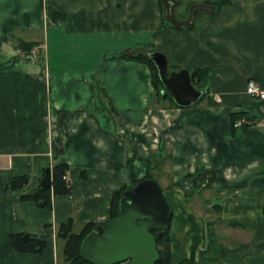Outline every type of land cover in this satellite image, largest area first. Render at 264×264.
Returning <instances> with one entry per match:
<instances>
[{
	"label": "crops",
	"instance_id": "obj_1",
	"mask_svg": "<svg viewBox=\"0 0 264 264\" xmlns=\"http://www.w3.org/2000/svg\"><path fill=\"white\" fill-rule=\"evenodd\" d=\"M12 36L41 43L36 61ZM150 51L168 73L206 69L205 97L157 103L148 67L117 58ZM249 81L264 90V0H0V264H68L58 227L104 224L114 193L165 166L174 263L264 264V101ZM59 165L67 193L22 199ZM16 234L43 252L14 251Z\"/></svg>",
	"mask_w": 264,
	"mask_h": 264
},
{
	"label": "water",
	"instance_id": "obj_2",
	"mask_svg": "<svg viewBox=\"0 0 264 264\" xmlns=\"http://www.w3.org/2000/svg\"><path fill=\"white\" fill-rule=\"evenodd\" d=\"M156 67L158 80L175 104L188 107L202 93L191 83L187 69L169 72L160 52L148 54ZM54 173L45 170L42 189H50ZM117 217L93 228L80 244V256L87 264H155L158 259L156 239L166 230L171 208L157 182L148 179L125 191L118 200ZM152 231L156 232L153 235Z\"/></svg>",
	"mask_w": 264,
	"mask_h": 264
},
{
	"label": "trees",
	"instance_id": "obj_3",
	"mask_svg": "<svg viewBox=\"0 0 264 264\" xmlns=\"http://www.w3.org/2000/svg\"><path fill=\"white\" fill-rule=\"evenodd\" d=\"M159 34V31H155L153 34L156 37ZM12 41L14 42L16 48L22 53L23 58L28 61H31L30 54L31 51L35 47H39L41 43L28 41L27 39L16 38L15 36L11 37ZM153 51V50H152ZM152 51H150L152 53ZM149 52V53H150ZM118 59L132 61L139 64H143L148 67L150 72L151 84L154 90V96L157 103H168L170 107H178L170 93L164 88L163 84L160 80H158V74L156 67H154L153 62L149 59L148 53H136V54H123L117 57ZM190 77L192 85L203 92L202 97H205L204 89L206 87V82L208 80V72L206 69H194L190 70ZM242 114H232L230 117L231 125L233 126L234 122L240 119ZM244 129L246 126L243 127ZM135 153H132L131 159L128 161V165L132 163L134 159ZM67 167L65 165H59L53 169L54 173V180L51 184V188L56 194H65L67 190L65 188V183L63 181L64 176L66 175ZM152 179V176L148 172L145 177L141 180L133 182L131 184L125 185L121 187L120 191H117L112 195L111 202H110V210H109V220L118 216V200L121 195L128 190L133 189L139 182L144 180ZM14 183V182H13ZM12 183V184H13ZM26 183V179L19 184L17 187L12 185L13 188L19 189L23 187ZM172 188L178 187L177 184L170 185ZM50 189H42L39 188L38 191L30 193L26 196H23L22 199H32L42 208L49 207L50 201ZM171 218V217H170ZM106 221V222H107ZM105 222V223H106ZM104 223V224H105ZM102 224V225H104ZM169 226L170 220L167 225L166 230L162 233L161 237L156 239V247L158 253V259L155 264H192L193 258L187 259V261H182L180 263H174L171 259L170 253V238H169ZM97 227L95 224H87L85 225L84 229L79 234H74L72 231V221L68 220L66 224H61L58 227V231L56 237L62 239L64 241V249H63V257L64 261L68 264H87L85 261L82 260L80 256V244L84 237L93 229ZM153 235H156L155 231H152ZM10 245L14 251L21 254H41L45 248L43 242H39V239L34 236H28L23 234H16L10 236Z\"/></svg>",
	"mask_w": 264,
	"mask_h": 264
},
{
	"label": "built area",
	"instance_id": "obj_4",
	"mask_svg": "<svg viewBox=\"0 0 264 264\" xmlns=\"http://www.w3.org/2000/svg\"><path fill=\"white\" fill-rule=\"evenodd\" d=\"M31 61H35L37 59V53L32 51L30 54ZM246 94L251 98L257 99L259 101H264V90L260 89V87L256 86L253 81H249L246 85ZM235 127L239 126V124L234 125Z\"/></svg>",
	"mask_w": 264,
	"mask_h": 264
},
{
	"label": "rangeland",
	"instance_id": "obj_5",
	"mask_svg": "<svg viewBox=\"0 0 264 264\" xmlns=\"http://www.w3.org/2000/svg\"><path fill=\"white\" fill-rule=\"evenodd\" d=\"M175 10V9H174ZM140 40L141 41H139V42H142V41H144V42H146V40H144V39H141L140 38ZM138 42V43H139ZM122 43H126V42H122ZM117 44V42H116V39H114V38H109V40H108V42L106 43V45L110 48V47H112V48H115L116 45ZM161 104V103H160ZM161 172H163V174H161L162 175V177H160V179H161V181L159 180V178L155 175V173L154 174H152V178H153V180H155L159 185L158 186H160L161 187V189L163 190V193H165V191H166V183H163V182H166V181H168V173H170L169 172V169H168V167L167 166H165L164 168H162V170H161ZM163 181V182H162Z\"/></svg>",
	"mask_w": 264,
	"mask_h": 264
}]
</instances>
